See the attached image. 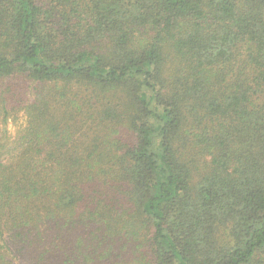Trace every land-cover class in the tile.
Masks as SVG:
<instances>
[{"label":"trees","instance_id":"1","mask_svg":"<svg viewBox=\"0 0 264 264\" xmlns=\"http://www.w3.org/2000/svg\"><path fill=\"white\" fill-rule=\"evenodd\" d=\"M53 1L0 0V83L120 100L80 156L40 106L0 127V264H264V0Z\"/></svg>","mask_w":264,"mask_h":264},{"label":"rangeland","instance_id":"2","mask_svg":"<svg viewBox=\"0 0 264 264\" xmlns=\"http://www.w3.org/2000/svg\"><path fill=\"white\" fill-rule=\"evenodd\" d=\"M36 2L46 7L47 10L53 9V5L55 4L53 0H36ZM170 67L171 64H167V68L170 69ZM89 94L100 96L96 99V112L99 116L100 127L92 121L90 114L94 112L93 108L87 110L84 115H82L81 112H77L71 119L67 117L63 109L65 105L71 102H75L78 105L79 103H85V96ZM110 94L98 93L91 89L85 87L80 88L70 83H47L42 85V90L40 91L41 98L36 99L38 93L35 91V83L23 76H15L10 80H4L3 83H0V127L6 128L5 131L8 137L13 139L26 134L29 126L34 124L33 118L36 116V107L40 106L42 110L46 109V111L41 112L45 114V116L62 122L63 141H61V144L62 147H64V151L54 153V157L62 158L66 155V151L77 152L80 156L91 144H99L106 139L104 127L108 121L104 120L101 114L106 112L109 103L116 104L120 100V96H113L112 93ZM65 96L66 98H64ZM94 102L95 100L91 99L90 104L93 105ZM4 106H6V108H4ZM83 106L84 104H82L81 107ZM123 110L127 112V109L122 107V116ZM113 118L114 111H111L107 120ZM82 121L83 123L78 125V123ZM121 125H123L125 131L121 133V139H115L121 141V149H128L132 142H130L131 137L128 135L130 132V124L121 122L116 127H120ZM50 149V146L46 144L43 155H50ZM35 158L38 160L40 157L35 155ZM203 165L204 159L197 158L194 160L192 164L194 168L192 172V183L198 180ZM141 238L145 240L149 238V235L146 234L144 229L141 230Z\"/></svg>","mask_w":264,"mask_h":264}]
</instances>
